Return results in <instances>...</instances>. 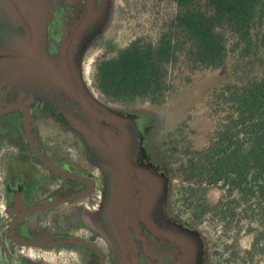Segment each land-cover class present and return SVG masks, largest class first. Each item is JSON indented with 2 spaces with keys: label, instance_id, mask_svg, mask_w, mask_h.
Here are the masks:
<instances>
[{
  "label": "flooded vegetation",
  "instance_id": "af4514ba",
  "mask_svg": "<svg viewBox=\"0 0 264 264\" xmlns=\"http://www.w3.org/2000/svg\"><path fill=\"white\" fill-rule=\"evenodd\" d=\"M105 1V21L88 35L89 48L110 45L109 36L119 20L116 0H97L99 4ZM77 10L78 6L66 5L51 12L47 24L50 54L57 52L64 26ZM93 71L91 85L96 95L135 115L143 147L169 181L165 211L200 233L201 264H254L256 257L249 258L251 236L207 209L199 217V211L184 201L176 165L170 161L172 147L156 139L163 124L161 115L105 97L96 88ZM8 96L7 88H0V264H116L96 222L105 186L80 137L61 121L59 110H49L39 101L7 109ZM130 234L139 264H174V245L151 234ZM243 235L250 238L248 247L241 245Z\"/></svg>",
  "mask_w": 264,
  "mask_h": 264
},
{
  "label": "trees",
  "instance_id": "16d2710c",
  "mask_svg": "<svg viewBox=\"0 0 264 264\" xmlns=\"http://www.w3.org/2000/svg\"><path fill=\"white\" fill-rule=\"evenodd\" d=\"M162 1V0H156ZM176 11L152 42L134 39L93 67L96 88L129 104L157 103L179 56L190 69L231 61L233 78L215 88L217 126L207 146L169 154L184 201L251 236L249 258L264 254V0H172ZM177 150L179 152H177ZM173 157V158H172ZM217 186L214 203L207 189Z\"/></svg>",
  "mask_w": 264,
  "mask_h": 264
},
{
  "label": "water",
  "instance_id": "95a60500",
  "mask_svg": "<svg viewBox=\"0 0 264 264\" xmlns=\"http://www.w3.org/2000/svg\"><path fill=\"white\" fill-rule=\"evenodd\" d=\"M84 1L0 0V88L9 93L7 109L39 101L59 110L80 137L105 186L96 222L116 264H139L131 231L174 245V264H201L199 231L165 214L168 178L143 147L135 115L101 100L85 75L88 35L105 21L107 4ZM66 5L79 10L50 54L47 24L51 12Z\"/></svg>",
  "mask_w": 264,
  "mask_h": 264
},
{
  "label": "rangeland",
  "instance_id": "374dc122",
  "mask_svg": "<svg viewBox=\"0 0 264 264\" xmlns=\"http://www.w3.org/2000/svg\"><path fill=\"white\" fill-rule=\"evenodd\" d=\"M115 6L119 10V20L114 32L109 36L110 45L103 49L90 47L84 56V72L90 81L96 59L113 56L117 49L125 47L137 38L154 43L159 34L168 27L176 11L172 0H116ZM232 78L231 61L216 69H190L183 63V57L179 56L173 66L168 68V88L162 100L153 104L148 102L136 105L152 109L161 115L159 120H162L163 124L156 139L168 149L172 147V156L175 157L176 148L184 150L186 146H190L200 149L207 146L217 126V119L210 106L211 95L215 88ZM172 185L175 184L172 182ZM172 188L175 193V187ZM220 195L221 190L217 186L207 189V198L213 203ZM165 214L181 221L173 213L165 211ZM249 243L250 238L247 239L243 235L241 245L248 247ZM255 259L257 260L254 264H264V254L262 257L256 256Z\"/></svg>",
  "mask_w": 264,
  "mask_h": 264
}]
</instances>
